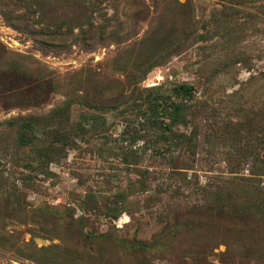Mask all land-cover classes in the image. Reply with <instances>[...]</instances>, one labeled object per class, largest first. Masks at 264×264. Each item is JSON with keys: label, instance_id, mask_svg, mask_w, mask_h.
<instances>
[{"label": "rangeland", "instance_id": "374dc122", "mask_svg": "<svg viewBox=\"0 0 264 264\" xmlns=\"http://www.w3.org/2000/svg\"><path fill=\"white\" fill-rule=\"evenodd\" d=\"M0 264H264V0H0Z\"/></svg>", "mask_w": 264, "mask_h": 264}, {"label": "trees", "instance_id": "16d2710c", "mask_svg": "<svg viewBox=\"0 0 264 264\" xmlns=\"http://www.w3.org/2000/svg\"><path fill=\"white\" fill-rule=\"evenodd\" d=\"M193 92H194L193 88H191L190 86L182 85L175 88L173 94H175L176 98H178L179 96L192 95ZM147 104L150 111H149V116L144 121L145 122L148 121L152 123V125L157 127V129L163 128L165 130H168L171 129L172 126L185 124V114L183 112H185L188 109L186 104L182 102H176L175 100L172 99H169L167 102L151 101V102H147ZM59 112L60 111H56V113H54L53 115L51 116L49 115L47 119L46 118L39 119L37 117H31L29 119L22 120L17 123H9L8 125L17 128V133L19 135L18 146L27 147L32 144L40 143L37 136H35V134L37 133H42L43 136L47 137V139L45 138L43 141L40 140L41 142H44L46 140L50 142L51 141L50 139H52L53 142L61 145L64 142V140L70 139L67 133L64 131L63 126H61L62 122H60L61 115ZM95 119H97L98 122L100 120V118L98 117H96ZM148 119L151 121H149ZM167 121H169V124H167ZM54 127H56L55 130H53ZM47 129H51V130L48 131ZM80 130H84V128L78 126L77 131ZM49 147L43 148L40 146V148H37V151L34 153L35 154L34 160L30 159V161H35V160L49 161L52 155L51 148Z\"/></svg>", "mask_w": 264, "mask_h": 264}]
</instances>
